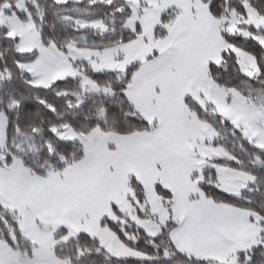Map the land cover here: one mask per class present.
Returning <instances> with one entry per match:
<instances>
[{
  "label": "snow or ice",
  "instance_id": "snow-or-ice-1",
  "mask_svg": "<svg viewBox=\"0 0 264 264\" xmlns=\"http://www.w3.org/2000/svg\"><path fill=\"white\" fill-rule=\"evenodd\" d=\"M0 264H264V0H0Z\"/></svg>",
  "mask_w": 264,
  "mask_h": 264
}]
</instances>
